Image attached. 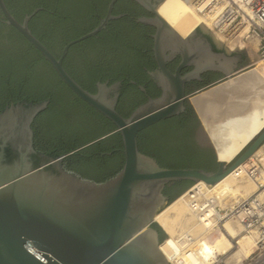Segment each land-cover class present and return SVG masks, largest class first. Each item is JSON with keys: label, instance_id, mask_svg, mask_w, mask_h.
Here are the masks:
<instances>
[{"label": "water", "instance_id": "obj_1", "mask_svg": "<svg viewBox=\"0 0 264 264\" xmlns=\"http://www.w3.org/2000/svg\"><path fill=\"white\" fill-rule=\"evenodd\" d=\"M117 1L111 0L98 26L64 46L57 59L28 27L39 9L19 22L0 0L6 24L43 55L76 96L115 125L125 158L121 170L106 182L83 179L64 169L65 155L43 153L35 147L32 124L47 109L48 100L23 99L0 110V264H168L160 250L159 234L152 227L168 205L164 189L185 181L214 186L264 142L262 128L235 160L225 163L216 159L219 166L215 172L163 168L142 154L138 133L180 115L186 102L191 105L190 97L199 90L186 95L187 83L201 80V75L215 66L224 78H230L250 61L244 51L246 62L238 67L242 54L235 49L230 52L202 23L188 36H180L157 13L165 0H134L154 15L138 21L156 29L153 52L158 71L150 76L162 93L124 118L115 109L118 97H112L121 82L97 84V92L91 94L62 66L71 46L96 36L111 20L121 18L112 15ZM176 56L180 62L176 73H171L166 63ZM184 67L193 69L181 76L179 71ZM200 126L204 129L202 123ZM206 146L214 151L209 141Z\"/></svg>", "mask_w": 264, "mask_h": 264}, {"label": "trees", "instance_id": "obj_2", "mask_svg": "<svg viewBox=\"0 0 264 264\" xmlns=\"http://www.w3.org/2000/svg\"><path fill=\"white\" fill-rule=\"evenodd\" d=\"M19 22L38 12L28 22L34 37L53 56L60 58L68 43L91 32L105 17L111 0H3ZM113 15L126 14L108 23L96 36L71 46L62 59L70 77L91 94L97 84L121 82V102L132 89L131 82L143 84L151 68V41L147 28L137 23L139 16L126 0H118ZM23 99L48 100L49 105L32 124L38 151L65 155L63 167L83 179L103 183L113 178L124 164L121 135L115 125L76 96L52 65L0 12V110ZM135 105L133 111L137 108ZM116 111L124 118L119 107ZM199 120L188 104L186 110L161 120L137 135L139 151L168 169H201L215 172L218 162L211 148L194 140ZM193 183L179 182L164 189L168 205ZM162 242L166 235L152 226Z\"/></svg>", "mask_w": 264, "mask_h": 264}, {"label": "built area", "instance_id": "obj_3", "mask_svg": "<svg viewBox=\"0 0 264 264\" xmlns=\"http://www.w3.org/2000/svg\"><path fill=\"white\" fill-rule=\"evenodd\" d=\"M212 1L221 9L214 30L223 35L229 27H238L236 34L245 40L258 38L262 45L264 0ZM256 152L232 172L252 187L246 197L230 200L223 186L216 189L202 182L181 195L201 231L162 241L168 246V264H264V142Z\"/></svg>", "mask_w": 264, "mask_h": 264}, {"label": "bare ground", "instance_id": "obj_4", "mask_svg": "<svg viewBox=\"0 0 264 264\" xmlns=\"http://www.w3.org/2000/svg\"><path fill=\"white\" fill-rule=\"evenodd\" d=\"M193 7L201 12L205 18L209 19L214 17L218 10V5L212 0H165L158 7L157 13L180 36L186 37L200 23L204 26L206 25ZM237 28L232 29L229 27L223 35L227 40L230 39L231 42H238L237 47L241 50L245 47L246 43H244L245 41H238L239 38L233 36L238 31ZM257 39L253 37L246 41L248 45L254 47L257 44ZM257 70L258 76L264 79V64L259 65ZM213 93L207 99L212 98ZM202 124L207 131V138L214 149L216 159L220 162L229 163L264 128V94L254 97L250 101V107L243 113L230 116L219 122H210L205 117L202 118ZM258 150L259 148L256 151ZM232 172L213 187L218 189L223 186L230 200L246 197L252 187L242 178H235ZM192 213L185 199L179 197L156 216V221L170 236L174 235L176 230H180L181 227L182 233L189 232L196 235L200 233L201 228L197 225L196 218ZM177 224L180 226H177ZM160 246L162 253L167 255V244L162 242Z\"/></svg>", "mask_w": 264, "mask_h": 264}, {"label": "crops", "instance_id": "obj_5", "mask_svg": "<svg viewBox=\"0 0 264 264\" xmlns=\"http://www.w3.org/2000/svg\"><path fill=\"white\" fill-rule=\"evenodd\" d=\"M253 53L257 55L253 50L247 54L250 63L236 70L230 78L220 75L213 84L200 88L190 97V106L200 125L205 117L210 122H219L243 113L250 107V101L254 97L264 94V79L258 76L257 56ZM211 93L213 97L207 99Z\"/></svg>", "mask_w": 264, "mask_h": 264}, {"label": "flooded vegetation", "instance_id": "obj_6", "mask_svg": "<svg viewBox=\"0 0 264 264\" xmlns=\"http://www.w3.org/2000/svg\"><path fill=\"white\" fill-rule=\"evenodd\" d=\"M126 1L130 4V6L135 11H138L139 16L136 20L137 23H140L138 20L142 17H147V18H153L154 17V15L151 12L147 11L143 6H141L136 1H134V0H126ZM151 3L155 4L154 1H152ZM156 5H158V4H156ZM112 11H113V9H112ZM106 14H107V11H106ZM106 14H105V16H106ZM125 15L126 14L113 15V16H121V18H122ZM114 20H118V19H114ZM111 21H113V20H111ZM140 24H143V23H140ZM145 26L147 28V38L151 41V45H152L151 46V51H152V61L151 62H152V64H151V68L146 72L147 78L143 84H136L135 82H131V85L133 87H136L139 91L132 89L130 92H128V95H126V97H124V102L123 101L121 102V100H120L121 99L120 89L122 88V86H120L119 90L114 95H112V97H115V96L118 97L116 107H119L123 113L129 114V116L127 118H129L130 115L134 112L132 109L134 108L135 105H138L137 107H139L143 103L147 102L149 99H156V98L160 97V95L162 93L161 89L155 84L152 77L150 76L151 73H155L158 71V64H157V61L154 57V52H153V47H154L153 36L156 33V29L152 26H149V25H145ZM167 55H169V52H167ZM179 62H180V58H179V56H176L175 58H173L172 60H170L166 63V69L171 73H176ZM245 62H246V56L242 54V57L238 61V67H242ZM216 67L217 66H215V68H213V70H211L210 72L202 74L201 80H194L190 83H187L185 86L186 95L194 93L202 87H206L210 84H213L217 80V78H219L221 75L220 70H218V67L217 68ZM192 69H193L192 67H184V68L180 69L179 73L181 76H184L187 73H189L190 71H192ZM187 105H188V103L186 102L185 106L187 107ZM199 124H200V122H199ZM200 130H201V126L199 125V127L195 131L194 140L196 141V143L199 146L209 148L206 146V144H200L197 141V136H198Z\"/></svg>", "mask_w": 264, "mask_h": 264}, {"label": "rangeland", "instance_id": "obj_7", "mask_svg": "<svg viewBox=\"0 0 264 264\" xmlns=\"http://www.w3.org/2000/svg\"><path fill=\"white\" fill-rule=\"evenodd\" d=\"M263 1V0H262ZM193 9L195 10V12L197 13V15L198 16H200L203 20H204V22L206 23V25H205V27L219 40V41H221V43L230 51V52H232L234 49L237 51V52H239V53H243L244 51L246 52V54H250V51L251 50H253V51H255L256 53H257V55L255 54V53H253L254 54V56H257V58H256V62L258 63V66L259 65H263L264 64V48L262 47V45H264V41L262 42V45L261 46H259V39H257V44L254 46V47H252L251 45H248L247 44V41L245 40V37H244V35H240V34H232L233 36H236V37H238L239 39H238V41H240V42H244V43H246V45H245V47L243 48V49H239L238 47H237V43L238 42H231L230 41V39H226L225 38V36L224 35H221V33H218L216 30H214V27H213V25H212V21L214 20V18L217 16V14L219 13V11L221 10V9H218V13H217V11H216V13H215V16L214 17H212L211 19H209V18H205L204 17V15L201 13V12H199L197 9H195V7H193ZM207 25H209V26H207ZM255 38V37H254ZM254 48V49H253ZM197 141L200 143V144H207L208 143V138H207V131H206V129L204 128V129H201L200 131H199V134H198V136H197ZM245 149V148H244ZM244 149L240 152V154L244 151ZM240 154H238L236 157H235V159L240 155ZM234 159V160H235ZM181 197V196H180ZM171 205V204H170ZM170 205H167L165 208H163L160 212H162L163 210H165L167 207H169ZM156 224H158V226H160V224L156 221ZM177 226H180L179 224H177ZM160 228L162 229V231L164 232V234L166 235V237H165V239H167L170 235L166 232V230L163 228V227H161L160 226ZM182 227L180 228V230H176V232L174 233V234H179V233H182ZM164 239V240H165ZM163 240V241H164Z\"/></svg>", "mask_w": 264, "mask_h": 264}]
</instances>
